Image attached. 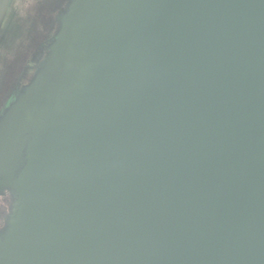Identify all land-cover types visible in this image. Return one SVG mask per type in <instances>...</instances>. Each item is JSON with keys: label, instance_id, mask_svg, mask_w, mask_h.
<instances>
[{"label": "water", "instance_id": "1", "mask_svg": "<svg viewBox=\"0 0 264 264\" xmlns=\"http://www.w3.org/2000/svg\"><path fill=\"white\" fill-rule=\"evenodd\" d=\"M60 12L0 119V264H264V0Z\"/></svg>", "mask_w": 264, "mask_h": 264}, {"label": "rangeland", "instance_id": "2", "mask_svg": "<svg viewBox=\"0 0 264 264\" xmlns=\"http://www.w3.org/2000/svg\"><path fill=\"white\" fill-rule=\"evenodd\" d=\"M69 1H10L4 18L0 20V106L31 72L28 71V61L34 57L31 52L55 31L58 24L53 29V19ZM26 34L33 40H25Z\"/></svg>", "mask_w": 264, "mask_h": 264}, {"label": "flooded vegetation", "instance_id": "3", "mask_svg": "<svg viewBox=\"0 0 264 264\" xmlns=\"http://www.w3.org/2000/svg\"><path fill=\"white\" fill-rule=\"evenodd\" d=\"M11 1V0H10ZM73 0H70L68 3H67V6L65 7V9H63L61 12H60V15L62 13H66L67 10H68V6L69 4L72 3ZM10 4V2H9ZM9 11V10H8ZM59 15V16H60ZM59 27H60V24H59ZM69 30H67V33H68ZM56 34V32H55ZM54 34V36H55ZM54 40V39H53ZM52 40V41H53ZM52 43V42H51ZM50 43V44H51ZM49 44V46H50ZM49 46H48V53L44 56V58L42 60H47L49 58V55H50V49H49ZM61 58L62 59H66L65 57V51L61 54ZM42 60L40 61L39 63V66L40 64H42ZM43 61V62H44ZM38 66V68H40ZM66 73L65 71H63L61 74H64ZM26 77V75H25ZM60 79H62V77L60 76ZM23 87H21L20 89H18L17 91H15V89L12 91V93L10 94V96L6 97L5 100L3 101V103L1 104L0 106V119L2 118V116L4 115L6 109L8 108V106L13 102V100L15 99L16 97V92H19ZM25 162V152H23L22 154V160H21V163H20V168L18 169V171L16 172V174H19L20 170H21V167L22 165L24 164ZM16 200H17V197L15 195V193L13 192V190L10 188V187H0V241H2L4 235L6 234L9 226H10V223H11V219H12V216L14 214V211H15V207H16Z\"/></svg>", "mask_w": 264, "mask_h": 264}, {"label": "trees", "instance_id": "4", "mask_svg": "<svg viewBox=\"0 0 264 264\" xmlns=\"http://www.w3.org/2000/svg\"><path fill=\"white\" fill-rule=\"evenodd\" d=\"M58 24L59 26V22L57 20V16L56 18L53 19V29H54V26ZM58 26L57 28L55 29V31L53 33H49L48 32L51 30V27L52 25L48 28V32H47V36L45 37V40L44 41H41L39 43V45L36 47L35 51H32L31 53L33 54L34 53V57L33 59H30L28 61V71L31 72L24 78V80L22 81V83H20L18 85V87L16 88L15 91H17L18 89H20L21 87H23L24 85L28 84V82L33 78L35 72L37 71L38 69V66H39V63L40 61L44 58V56L48 53V46L49 44L52 42L53 38H54V34L55 32L57 31L58 29ZM25 40H33L32 36L29 37V34H26V37L24 38ZM42 55H44L42 57ZM18 92H16L17 94Z\"/></svg>", "mask_w": 264, "mask_h": 264}]
</instances>
